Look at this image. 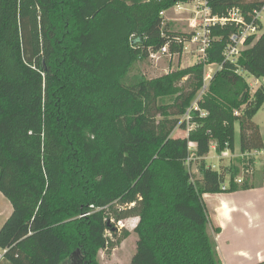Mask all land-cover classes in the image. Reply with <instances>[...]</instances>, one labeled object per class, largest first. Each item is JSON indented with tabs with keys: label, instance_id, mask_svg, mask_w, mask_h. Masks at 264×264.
<instances>
[{
	"label": "trees",
	"instance_id": "1",
	"mask_svg": "<svg viewBox=\"0 0 264 264\" xmlns=\"http://www.w3.org/2000/svg\"><path fill=\"white\" fill-rule=\"evenodd\" d=\"M206 1L216 15L261 7ZM177 2L187 0H0V192L12 207L0 249L12 264L70 255L99 264L98 252L113 248L108 233L131 217L129 264H222L203 195L248 188L236 178L253 159L241 169L203 159L211 146L234 151L236 125L241 155L264 149L253 119L264 86L250 95L246 79L264 78V32L235 63L223 59L235 29L227 25L212 28L204 61L155 78L131 73L176 36L161 12ZM207 64L220 68L191 107ZM177 128L187 135L174 136Z\"/></svg>",
	"mask_w": 264,
	"mask_h": 264
},
{
	"label": "crops",
	"instance_id": "2",
	"mask_svg": "<svg viewBox=\"0 0 264 264\" xmlns=\"http://www.w3.org/2000/svg\"><path fill=\"white\" fill-rule=\"evenodd\" d=\"M255 123L259 126L264 141V126ZM235 132L234 151L231 153L226 150L222 156L216 153L215 155L218 159H228L226 164H229L233 157L236 158L235 161L240 169L244 162L240 161L253 159L250 172L246 176L238 175L236 178L247 179L249 187L232 192L203 195L210 220L208 230L215 238L216 250L222 264H264V157L255 152L241 155L237 125ZM211 148L214 150V146ZM259 156L260 159H258ZM205 158L203 161L208 165ZM194 171L197 172V169ZM2 200L3 194L0 192V201ZM2 217L0 211V219ZM5 220L3 219L1 224ZM215 228H218L217 232L214 231ZM0 264L12 263L3 258Z\"/></svg>",
	"mask_w": 264,
	"mask_h": 264
},
{
	"label": "rangeland",
	"instance_id": "3",
	"mask_svg": "<svg viewBox=\"0 0 264 264\" xmlns=\"http://www.w3.org/2000/svg\"><path fill=\"white\" fill-rule=\"evenodd\" d=\"M178 3L179 2L163 10L161 12V15L164 18L165 23H168V30L171 33L176 36L187 37L192 31L191 27L189 26V21L192 17L195 16V13L200 6L197 5V1H187L181 2L184 8L177 9L175 6ZM143 9H145V6H142V10ZM261 33H263V31ZM261 33L259 32L258 34ZM197 47L198 46L196 44H189L188 50L183 51L180 55H173L172 57L163 56L158 61H153L150 58H147V60L136 61L134 62L131 73L139 71L143 73L146 78H155L172 70H179L185 67L192 66L195 63L199 62V52H197ZM218 67L219 64L205 65V74L209 73V71L210 73L214 74V71H216ZM246 79L251 85L249 92L250 95L253 94V90H255L258 86H264V78L256 79L252 76H247ZM253 119L261 126H264V104L258 110ZM173 135L185 137L187 135V132L177 128L173 132ZM232 159L233 160L231 162L236 163V158L233 157ZM258 159H260V156L258 157ZM205 160L208 165H214L215 167H218L220 162L212 148L210 149L208 156L205 158ZM227 160L228 159H225L223 163L226 164ZM196 165L193 167V169H196ZM241 174L242 172L239 170L238 175L241 176ZM4 203H6V205H4ZM11 208L12 207L10 202L7 198L3 196V200L0 201V211L3 215L2 219H0V224L3 219L5 220L9 216ZM136 223V217L124 219L121 223H116V226L118 227L116 235L114 236L108 233L110 240L113 242V248L109 250H100L98 252L97 260L99 264H129L131 257L135 251L136 235L132 230ZM123 230H127L129 233L124 236L122 233ZM65 261L66 262L62 264H78L77 258L73 255H70Z\"/></svg>",
	"mask_w": 264,
	"mask_h": 264
},
{
	"label": "built area",
	"instance_id": "4",
	"mask_svg": "<svg viewBox=\"0 0 264 264\" xmlns=\"http://www.w3.org/2000/svg\"><path fill=\"white\" fill-rule=\"evenodd\" d=\"M197 1V5L200 7L189 21V26L192 31L189 34L190 38L186 40L181 39L180 36H173L169 38L168 42L155 52H150L149 57L153 61H158L163 56L172 57L173 55H178V53H171L169 47L171 44L181 43L183 44L182 52L188 50L189 44H196L197 52L199 55V61H204L206 59V48L209 46L211 41V30L213 27H223L227 25L233 26L235 29L230 32L227 44L223 50V59L225 61H230L235 63L239 57L241 50L244 47L245 41L253 35H258L260 32H264V0H259L261 2V7L258 9H253L252 11L244 12L240 7L234 6L227 10L224 15H216L211 13V8L206 0H187ZM196 4V3H195ZM177 9L184 8L182 3H178L175 6ZM181 52V53H182ZM220 68V65L219 67ZM215 72V71H214ZM213 73H204L203 85L198 92L196 98L194 99L191 107L196 106V101L201 98L202 94L207 89L209 81L211 80ZM196 108V107H195ZM189 111V110H188ZM188 111L186 112V120H189ZM238 115V111L234 112ZM201 116H205L206 112L200 111ZM192 126V125H191ZM189 149L193 150L194 145L189 143ZM257 155H262L264 157V149L259 151H253ZM250 154V153H248ZM247 155V154H245ZM222 156V155H221ZM192 157H188L187 163H190ZM251 170V163L245 162L243 172L248 174ZM241 178L236 179V182L240 183ZM226 188V184L222 186V189ZM122 221H119L121 223ZM4 250L0 249V261L4 258Z\"/></svg>",
	"mask_w": 264,
	"mask_h": 264
}]
</instances>
